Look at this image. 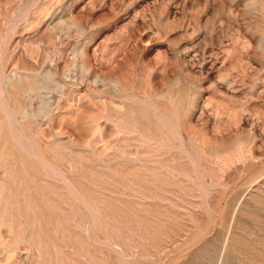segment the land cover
Instances as JSON below:
<instances>
[{
	"label": "rangeland",
	"instance_id": "rangeland-1",
	"mask_svg": "<svg viewBox=\"0 0 264 264\" xmlns=\"http://www.w3.org/2000/svg\"><path fill=\"white\" fill-rule=\"evenodd\" d=\"M0 264H264V0H0Z\"/></svg>",
	"mask_w": 264,
	"mask_h": 264
}]
</instances>
